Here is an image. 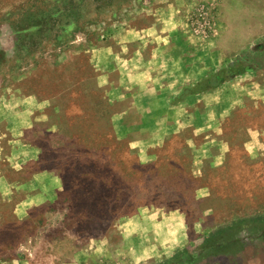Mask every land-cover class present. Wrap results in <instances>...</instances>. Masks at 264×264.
Here are the masks:
<instances>
[{"label": "rangeland", "instance_id": "obj_1", "mask_svg": "<svg viewBox=\"0 0 264 264\" xmlns=\"http://www.w3.org/2000/svg\"><path fill=\"white\" fill-rule=\"evenodd\" d=\"M128 32L184 56L157 59L172 106L135 148L99 124L105 91L83 103L93 49ZM17 88L46 99L25 138L59 187L25 217L22 189L0 196V264H264V0H0V95Z\"/></svg>", "mask_w": 264, "mask_h": 264}, {"label": "crops", "instance_id": "obj_2", "mask_svg": "<svg viewBox=\"0 0 264 264\" xmlns=\"http://www.w3.org/2000/svg\"><path fill=\"white\" fill-rule=\"evenodd\" d=\"M144 37L128 32L116 41L111 36L103 45L93 49L91 56L100 74H96L95 82L89 83L90 91L86 89L87 98L83 99V103L87 104L92 93L105 91L109 111L102 113L96 110L99 124L109 122L119 139L129 138L133 148L144 144L145 137L137 134L136 129L141 126L137 121L147 111L158 110L155 120L151 121L154 129L155 125L164 123L165 115L167 118L170 114L166 108L172 106L167 94L172 84L169 74L173 71L158 68L157 59L161 65H171L173 59L184 58L176 57L173 52L163 54L157 46L148 56L143 50ZM158 40V37H153L151 41L156 43ZM153 60H156V68L152 67ZM37 96L35 93L26 95L22 88L14 89L8 95H0V196L14 202L19 196V189H22V197L16 200L18 217H25L33 208L44 207L50 201L51 191L55 192L59 187L58 174L49 172L46 167L38 170L31 168L34 164L41 166L43 163L40 158L42 147L29 143L25 138L26 133L41 121L36 117V112L46 105V99L41 101ZM58 107L54 106L55 111ZM43 115L46 116L45 111ZM132 119L136 121L134 125L130 124ZM148 149L140 150V155L153 154ZM2 157L6 158V162L1 163ZM20 171L23 172L21 179L12 177V173ZM47 183L50 190H47Z\"/></svg>", "mask_w": 264, "mask_h": 264}]
</instances>
